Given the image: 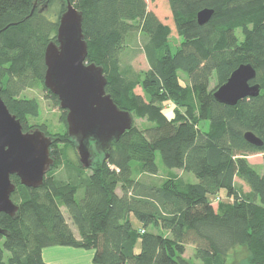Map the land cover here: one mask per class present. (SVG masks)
Listing matches in <instances>:
<instances>
[{"label":"trees","instance_id":"1","mask_svg":"<svg viewBox=\"0 0 264 264\" xmlns=\"http://www.w3.org/2000/svg\"><path fill=\"white\" fill-rule=\"evenodd\" d=\"M54 1L44 2L49 7ZM58 1L64 12L67 0ZM69 1L83 14L87 62L103 68L106 92L130 113L133 126L110 146L108 159L92 142L88 169L69 157L77 144L68 133L67 113L66 130L58 135L39 126L53 140L54 163L39 188L11 177L18 211L0 216L6 232L0 234V264H48L43 252L50 247L93 250L94 264H196L185 258L188 245L200 264H228L232 252L244 249L249 264H264V171L247 159L264 158V0H165L172 23L149 10L147 0ZM34 5L35 0H0L1 96L24 132L33 130L28 120L40 111L36 99L22 97L25 91L41 87L59 106L44 85L45 51L57 40L59 22L40 6L32 11ZM205 9L214 14L200 26L197 15ZM173 34L181 41L175 47ZM137 36L149 65L141 73L124 65ZM246 64L257 71L259 96L235 106L216 101V89ZM167 102L176 106L170 117ZM134 119L145 121L144 129ZM247 132L263 146L249 144ZM157 155L169 170L158 186L139 180L158 175ZM172 170L193 174L197 183ZM221 191L233 203L215 209L211 198ZM132 217L142 228L133 226Z\"/></svg>","mask_w":264,"mask_h":264},{"label":"water","instance_id":"2","mask_svg":"<svg viewBox=\"0 0 264 264\" xmlns=\"http://www.w3.org/2000/svg\"><path fill=\"white\" fill-rule=\"evenodd\" d=\"M45 0H35L32 11L41 4L40 12L48 7ZM214 11L198 13L197 22L206 25ZM88 44L83 33V14L67 0L60 17L57 40L48 44L45 51L46 73L44 85L58 98L59 107L67 113L66 122L70 137L76 141V152L81 165H92L91 143L108 159V149L133 126L129 112L120 110L106 92L104 70L87 62ZM257 71L250 64L239 66L226 84L214 92L221 104L235 106L238 102L258 97L260 85L254 83ZM245 140L255 146L263 142L251 132ZM53 140L40 129L24 132L21 122L8 109L0 88V216L14 217L18 207L11 196L16 190L11 177L16 176L22 186L39 188L53 165L50 154ZM0 234L6 232L0 228Z\"/></svg>","mask_w":264,"mask_h":264},{"label":"rangeland","instance_id":"3","mask_svg":"<svg viewBox=\"0 0 264 264\" xmlns=\"http://www.w3.org/2000/svg\"><path fill=\"white\" fill-rule=\"evenodd\" d=\"M149 4V10H153L160 14L162 19L171 22L170 14L165 0H147ZM42 5H40L41 8ZM48 19L58 23L60 17L63 14L61 3L56 0L46 9H43L42 12ZM238 37L240 38V33L238 32ZM172 42L174 47L180 44V39L173 34ZM124 65H131L135 72L141 73L149 70L148 62L145 58V55L142 51V42L140 36H137L136 39L130 44L129 51H127L126 57L124 59ZM181 82L183 85L188 84V79L185 75L181 74ZM216 82L212 81L211 89H214ZM135 92L139 95H144L142 89L137 87ZM22 97L27 99H36L40 105L39 116L37 118H29L28 126L39 129V126H46L47 131L51 136L58 135L60 132L66 130V126L62 122V115L66 113L61 110L48 96V93L43 90V88L38 87L31 90H27L22 94ZM176 108L174 102H167L164 105V112L170 117L173 109ZM134 126L139 129H144L145 121L140 119H134ZM202 128L207 130V125L203 124ZM63 147V146H61ZM76 150V149H75ZM73 151L71 148L68 150L69 157L75 161H78L76 151ZM91 151V160L93 162V148H90ZM97 159H101L100 155H96ZM249 163L255 166L259 172L264 171V158L263 154H254L247 157ZM157 165L159 168V173L157 176H142L139 180L145 181L152 185H161L165 179L168 177L169 170H167L159 155H157ZM177 176L184 179L189 183H197V179L193 174L184 173L181 170H172ZM237 184L242 186L244 192H248L249 188L244 184V182L237 180ZM118 194H121L120 189H118ZM217 198L219 200H217ZM213 206L215 209L218 208L220 204H232L233 200L227 196L226 193L218 195L215 198H211ZM64 213L68 219L69 214L66 209L63 208ZM73 226V225H72ZM74 228V226H73ZM75 232L76 229L74 228ZM9 254L5 252V259H7ZM94 251L93 250H82L72 247H50L44 250V259L48 264H94L93 263ZM249 253L244 249L236 252H232L228 264H249ZM185 258L192 261L193 263L200 264L198 260L195 259V250L192 245H188L186 248Z\"/></svg>","mask_w":264,"mask_h":264},{"label":"crops","instance_id":"4","mask_svg":"<svg viewBox=\"0 0 264 264\" xmlns=\"http://www.w3.org/2000/svg\"><path fill=\"white\" fill-rule=\"evenodd\" d=\"M223 193H225V191H221V193H220L219 195H221V194H223ZM131 221H132V224H133V226H134L135 228H137V229L142 228V225H141L137 220H135L134 217L131 218ZM139 249H140V243L137 245V247H136V251L138 252ZM43 257H44V252H43ZM44 260H45V259H44Z\"/></svg>","mask_w":264,"mask_h":264},{"label":"flooded vegetation","instance_id":"5","mask_svg":"<svg viewBox=\"0 0 264 264\" xmlns=\"http://www.w3.org/2000/svg\"><path fill=\"white\" fill-rule=\"evenodd\" d=\"M37 128H34L33 130H36Z\"/></svg>","mask_w":264,"mask_h":264},{"label":"built area","instance_id":"6","mask_svg":"<svg viewBox=\"0 0 264 264\" xmlns=\"http://www.w3.org/2000/svg\"><path fill=\"white\" fill-rule=\"evenodd\" d=\"M217 200H219V199L217 198Z\"/></svg>","mask_w":264,"mask_h":264}]
</instances>
